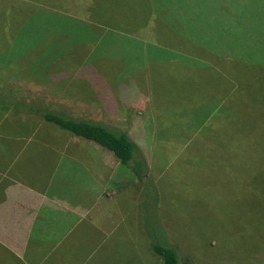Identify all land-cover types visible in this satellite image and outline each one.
I'll return each mask as SVG.
<instances>
[{
	"label": "crops",
	"instance_id": "obj_1",
	"mask_svg": "<svg viewBox=\"0 0 264 264\" xmlns=\"http://www.w3.org/2000/svg\"><path fill=\"white\" fill-rule=\"evenodd\" d=\"M111 1L0 0L11 3V8L0 7V18L11 19L7 24L11 33L19 25L17 19L22 18L29 20L24 24L29 31L42 33L50 29L66 35L78 26L69 19L79 15L81 3L96 2L98 6L107 7ZM122 3L126 4L120 15V33L136 35V39L124 36L121 42L126 43L120 57L125 60L121 81L106 78L111 80L110 89L101 85L97 93L94 91L95 75L90 72L82 75L59 72L44 76L37 59V62L32 60L34 64L30 68V72L36 74H25L24 78L8 75L3 79L0 76V92H6L2 90L5 87L12 88L15 97L24 103L63 111L72 117L101 121L124 131L134 127L113 120L125 115V120L141 123L138 113H156V108H162L161 103H167V100L160 97L158 92L162 91L155 86V81L168 82L167 65L177 57L178 50L169 44L173 43L169 41V35L176 31L183 35L195 34L199 35V40L195 35L194 39L203 42V35L220 34L225 23L217 20L209 29L213 16L220 14H214L212 10H185V5L184 11H176V0H124ZM131 4L135 10L128 8ZM34 19H40L46 29L41 30L42 26L33 24ZM48 19L53 20L52 25L48 24ZM229 39L228 35L224 36L225 41ZM2 47L7 46L3 44ZM47 47L48 44L42 42L26 45L27 55H34V50L40 58L47 57L49 54L40 52ZM129 49L134 53L131 56ZM5 60L9 62L8 58ZM182 61V67L186 69L188 64ZM77 78L85 83L83 88ZM12 80L38 87L41 98H55L58 103L38 105L27 102L23 97H28L10 84ZM26 95L34 98L35 93ZM2 111L6 113L0 117V264H92L88 263L92 258L94 264H106L107 256L98 255L101 249L110 251L115 243L122 246L124 242L137 239L141 211L140 214L137 212L135 198L103 194L113 176V162L128 172L109 150L61 130L34 113L0 104V115ZM109 155H113L114 160ZM94 159L98 168L93 165ZM101 183L102 188L97 194ZM140 229L143 234L142 227ZM87 237L90 247L81 242ZM116 258H122V255L112 253L111 259Z\"/></svg>",
	"mask_w": 264,
	"mask_h": 264
},
{
	"label": "rangeland",
	"instance_id": "obj_2",
	"mask_svg": "<svg viewBox=\"0 0 264 264\" xmlns=\"http://www.w3.org/2000/svg\"><path fill=\"white\" fill-rule=\"evenodd\" d=\"M133 7V4L128 6V8ZM124 8L125 6L120 0L113 3V14L117 16H113L109 20H111V26H116L115 29L108 27L104 23V19H88L84 24L77 21L80 26L66 35L65 33L58 34L50 29L48 32H33V30L29 31L30 28L27 25H24L19 28L20 31L16 29L15 37L20 34L18 39L20 42H14V49L25 41L21 32L28 33L26 37L29 42H38L40 39L46 38L50 40L48 41L49 55L38 58L39 56L34 50L32 51L34 55H31L33 61L39 60L42 75L59 72L82 75L90 72L95 75L94 91L99 93L101 85L110 89L111 80L107 79L121 81L123 78L121 69L125 65V60L120 57L126 48V43H121L124 36L136 39V35L120 33V15ZM131 10H135V8ZM52 22V19H48V24H52ZM62 36L65 37L62 38ZM128 44L131 45V43ZM185 47L187 51L195 53L189 46L185 45ZM176 48L178 50L175 54L177 57H174L173 63L167 65L169 66L168 82L159 79L155 81V86L160 87L162 91L158 92L160 97H165L167 103H161L163 107L156 108V113L148 115L142 111L138 113V118L142 119L141 123L129 122L125 120V115L113 121L134 127L129 130L125 129V131L129 132L134 141L146 153L155 180L160 184L162 217L172 241L178 242V233H175V230L180 229L178 222L186 232L193 228L189 234L195 228L198 233L202 228L210 225L218 235L216 233L204 234L206 238L198 247L205 253L204 261L216 260L215 256L211 259L212 254L208 250H215L213 245H217V248H228L229 257L224 263L222 261V264H235L232 259L246 262L252 257L251 230L249 226L245 228L244 225H240L244 215L239 208V202L245 200L240 199L238 193V182L241 176L239 161L245 158L236 153L235 159L229 158L221 161L219 165L226 162V167H228L225 180L229 181L223 182L219 173L207 172L213 170L217 162H212L215 159L213 146L207 147L208 143L202 139L208 137L206 128L203 127L204 124L210 118H216L223 113L220 109L223 99L222 92L224 89L227 90V87L224 74L221 71L227 67L229 72L233 73V65L223 66L220 62L216 65L215 62L209 61L212 59L210 56L201 58V60L192 58L182 49ZM0 52L5 56L8 54L7 49H1ZM128 52L129 56L134 54L132 49H129ZM182 60L188 64L186 69L182 67ZM237 68V71L234 72L235 93L227 102L230 106L229 119L235 127L236 134L249 137L252 143L255 133L264 132L260 130L264 129V71L248 66ZM77 80L80 81L81 88H83L85 83L80 78ZM23 83L10 81L16 91L20 90L23 96L28 97L22 96L24 100H28L27 102L38 105L58 103L55 98H41L38 87L25 86ZM31 93H35L34 98L26 95ZM149 94L152 96L151 93ZM220 98H222L221 101ZM5 113L2 111L0 117H3ZM219 124L221 123L216 125ZM193 134L195 135L189 141ZM261 139L264 144V133L261 135ZM178 140L184 141L185 144L178 146ZM109 156L114 160L113 155ZM96 161L94 159L93 165L98 168ZM253 167L255 168L256 165ZM112 169L111 182L103 194L112 195L111 197L122 195L125 199L127 197L135 198V203L137 201L138 204L137 212L140 214L139 204L142 197L133 178L128 172L118 167L116 162L112 163ZM242 174L244 177L248 175L246 170ZM97 182L99 184L100 181L97 180ZM101 188L102 183L97 187V194ZM143 221L144 217L141 214V218L137 222L139 229H137L135 241L124 242L122 246L115 243L113 250L101 249L98 252L100 256H107L106 264H161L149 249V238L147 239L141 232L140 227L143 226ZM217 239H219L218 242H216ZM87 240L89 237L86 240H81L82 245L90 247L91 244ZM188 244L191 247L194 245L192 242ZM178 245H180L179 242ZM105 246L106 243H104ZM180 252L190 251L182 246ZM112 253L122 255V258L111 259ZM216 253L218 257L224 255L218 250H215ZM88 263L94 264L93 258Z\"/></svg>",
	"mask_w": 264,
	"mask_h": 264
},
{
	"label": "trees",
	"instance_id": "obj_3",
	"mask_svg": "<svg viewBox=\"0 0 264 264\" xmlns=\"http://www.w3.org/2000/svg\"><path fill=\"white\" fill-rule=\"evenodd\" d=\"M115 1L109 2L107 7L103 4L98 6L96 2L81 3L79 15L69 20L80 26L77 21L84 24L88 19H104V23L108 27L115 29L116 26H111V20H109V18L117 16L113 14L112 10ZM123 1L120 0L121 3ZM95 4L96 7H94ZM125 4L123 3V5ZM184 5L185 10L194 12L199 10L211 12L212 10V13L220 14L219 16H213V21L208 25L209 29L214 27L217 20L225 23L222 32L218 34L219 36L215 33H208L203 35V42H199V35L194 34L198 39L196 40L194 35H183L176 31L174 34L169 35V41L173 42L169 44L174 46L176 50V47L182 49L192 58L199 59L197 58L198 55L201 58L210 56L212 59H209V61L215 62L216 65L219 62L223 66L233 65V73H230L227 67L221 71L224 74L227 87V90L224 89L222 92L223 99L220 98V101L222 99L220 109L223 113L216 118H210L203 126L206 128L208 137L202 139L208 143L207 147L213 146L215 159L212 162H217L215 168L207 172L211 174L219 173L223 182H227L229 180H225V173L228 167H226V162L219 165L221 161L229 158L235 159L236 153L243 155L245 158L239 161L241 176L238 182V193L239 198L245 200L239 202V208L244 215L240 225H244L245 228L250 227L252 257L246 262L238 261L239 259H232V261L235 264H264V144L261 139L264 132L255 133L252 143L249 137L236 134L235 127L229 119L230 106L227 104L235 93L236 79L234 72L237 71V67L248 66L264 71V0H176V11H184ZM6 6L11 8V3L0 2V7ZM64 20L67 21L66 18ZM28 21V19H19V25L16 29L19 30ZM9 22H11L9 18H0V50L3 48L2 45L6 44L5 49L8 51L6 56L0 52V76L3 79L8 75H13L15 78H24L29 74H36L30 72L34 62H32L30 55H27L26 45L37 42L27 41L26 35L28 33L21 32L25 37V41L14 49V42H20L18 41L20 34L15 37L16 29L14 33L9 32L7 26ZM32 22H35L33 24L37 23L39 27L42 26L41 30L46 29L40 19H34ZM229 26L232 27V30L229 29ZM36 29H38V26L34 28V30ZM226 35L230 37L228 41L224 40ZM48 41L50 40L42 38L38 42L48 44ZM185 45L189 46L195 53L187 51ZM48 49L49 47L40 52L48 54ZM7 58L9 62L5 60ZM2 90H6V92H0V104L9 105L17 111L34 113L61 130L103 146L115 156L119 164L131 174L136 182L142 197L139 209L142 217H144L143 234L147 239L149 238V249L160 260L161 264H217L216 262L222 264V261L223 263L227 261L226 259L229 257L228 248H217V245H213L215 250L224 255L218 257L215 250H208L212 254L211 259L214 256L216 258L215 261L208 262L203 259L205 257L203 250L198 248L202 245L203 239L206 238L204 234L216 233L218 235L213 226L208 225L198 233L195 228L189 234L193 228L186 232L177 221L180 229L175 230V233H178V242L181 246L178 245V242L172 241L164 224L165 220L162 217L160 184L155 180L146 153L126 131L101 121L72 117L63 111L30 105L18 100L12 88L5 87ZM219 122L221 124L216 125ZM195 129L197 130V128ZM260 130L264 131V129ZM194 135L191 136L189 141ZM177 144L180 146L184 145L185 142L178 140ZM253 165H256V167L254 168ZM245 170L248 174L247 177L242 174ZM227 198L230 199V197ZM218 241L219 239L216 240V242ZM190 242L194 243L193 248L188 244ZM182 246L190 252H180Z\"/></svg>",
	"mask_w": 264,
	"mask_h": 264
}]
</instances>
